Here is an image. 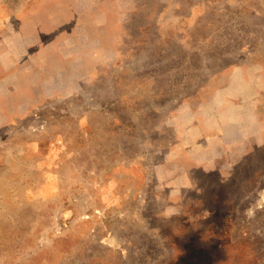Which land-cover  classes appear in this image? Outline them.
I'll return each instance as SVG.
<instances>
[{"label":"rangeland","instance_id":"374dc122","mask_svg":"<svg viewBox=\"0 0 264 264\" xmlns=\"http://www.w3.org/2000/svg\"><path fill=\"white\" fill-rule=\"evenodd\" d=\"M0 264H264V0H0Z\"/></svg>","mask_w":264,"mask_h":264}]
</instances>
